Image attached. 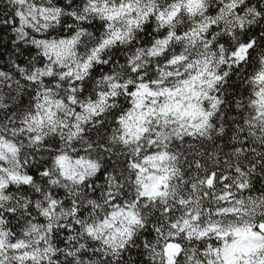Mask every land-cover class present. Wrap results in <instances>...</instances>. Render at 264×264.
Returning a JSON list of instances; mask_svg holds the SVG:
<instances>
[{
    "label": "snow or ice",
    "instance_id": "1",
    "mask_svg": "<svg viewBox=\"0 0 264 264\" xmlns=\"http://www.w3.org/2000/svg\"><path fill=\"white\" fill-rule=\"evenodd\" d=\"M0 264H264V0H0Z\"/></svg>",
    "mask_w": 264,
    "mask_h": 264
}]
</instances>
